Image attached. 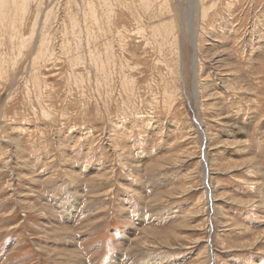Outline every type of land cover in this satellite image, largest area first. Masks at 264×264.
<instances>
[{
	"label": "rangeland",
	"instance_id": "rangeland-1",
	"mask_svg": "<svg viewBox=\"0 0 264 264\" xmlns=\"http://www.w3.org/2000/svg\"><path fill=\"white\" fill-rule=\"evenodd\" d=\"M0 264H264V0H0Z\"/></svg>",
	"mask_w": 264,
	"mask_h": 264
},
{
	"label": "bare ground",
	"instance_id": "bare-ground-1",
	"mask_svg": "<svg viewBox=\"0 0 264 264\" xmlns=\"http://www.w3.org/2000/svg\"><path fill=\"white\" fill-rule=\"evenodd\" d=\"M196 46V48L198 49V44L197 45H195ZM195 54H196V52H195ZM196 61V60H195ZM195 64H196V62H195ZM195 66V65H194ZM195 68V67H194ZM198 124H200V122H199V120H198ZM201 128V127H200ZM204 157V156H203ZM204 176H205V174H204ZM205 180V179H204Z\"/></svg>",
	"mask_w": 264,
	"mask_h": 264
}]
</instances>
